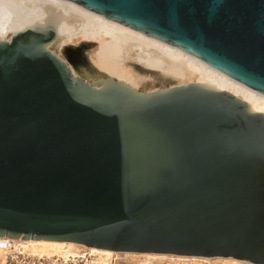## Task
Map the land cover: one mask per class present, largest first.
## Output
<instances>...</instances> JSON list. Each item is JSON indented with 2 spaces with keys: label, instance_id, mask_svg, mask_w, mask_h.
<instances>
[{
  "label": "water",
  "instance_id": "95a60500",
  "mask_svg": "<svg viewBox=\"0 0 264 264\" xmlns=\"http://www.w3.org/2000/svg\"><path fill=\"white\" fill-rule=\"evenodd\" d=\"M264 95V0H66ZM47 17L0 39V237L264 264V114L208 83L131 87ZM68 63L78 73L73 75Z\"/></svg>",
  "mask_w": 264,
  "mask_h": 264
},
{
  "label": "bare ground",
  "instance_id": "6f19581e",
  "mask_svg": "<svg viewBox=\"0 0 264 264\" xmlns=\"http://www.w3.org/2000/svg\"><path fill=\"white\" fill-rule=\"evenodd\" d=\"M46 17V0H0V39L9 40L16 32L24 30L32 26L36 20ZM54 31L56 36L47 45L52 53L60 57V49L66 43L96 42L97 44L89 52L91 63L97 69L124 81L131 87L141 89L148 81L153 82L152 73H156L163 81L173 80L177 85L192 82L213 84L239 97L252 110L258 108L264 114V95L233 81L223 73L176 47L92 13L70 1L59 0ZM68 66L73 75L77 76L78 73L69 63ZM2 238L9 237L1 236L0 239ZM12 239L30 255L58 257L63 261H75V257L87 259L88 256H92L89 264H107V260L112 255L119 253L147 258L169 256L181 260L208 259L207 257L158 253L116 252L88 247L71 241L33 240L21 239V237ZM1 254L4 258L2 250H0ZM215 258H230L235 264L244 263V260L231 257ZM3 261L4 259H0V263ZM246 263L251 264L248 261Z\"/></svg>",
  "mask_w": 264,
  "mask_h": 264
},
{
  "label": "rangeland",
  "instance_id": "374dc122",
  "mask_svg": "<svg viewBox=\"0 0 264 264\" xmlns=\"http://www.w3.org/2000/svg\"><path fill=\"white\" fill-rule=\"evenodd\" d=\"M82 42V41H81ZM80 43V42H79ZM79 43H66L74 46H78ZM65 44V45H66ZM94 47V46H93ZM91 47L88 51H84V53L87 55L89 59V52L93 48ZM62 48V47H61ZM60 57L66 60V58L62 55L61 52H59ZM90 61V60H89ZM151 75L154 76V81H148L144 86H142L141 89L145 90H153L155 88H159L163 85H167V81H163L158 77L156 73H152ZM72 258V257H71ZM92 256H88L87 259L81 258V257H75L76 259L74 264H89L88 262L92 259ZM0 259L3 258V254L0 255ZM144 262L145 264H235L231 261L230 258H208L203 260H181L176 259L169 256H162V257H144V256H138V255H131V254H123L119 253L118 255H112L108 260L107 264H140ZM244 263H237V264H247V261H243ZM250 263V262H249ZM252 264V263H251Z\"/></svg>",
  "mask_w": 264,
  "mask_h": 264
},
{
  "label": "built area",
  "instance_id": "2783aa9c",
  "mask_svg": "<svg viewBox=\"0 0 264 264\" xmlns=\"http://www.w3.org/2000/svg\"><path fill=\"white\" fill-rule=\"evenodd\" d=\"M0 250L4 252V261L0 264H74L72 260L63 261L58 257L30 255L12 238L0 239Z\"/></svg>",
  "mask_w": 264,
  "mask_h": 264
}]
</instances>
